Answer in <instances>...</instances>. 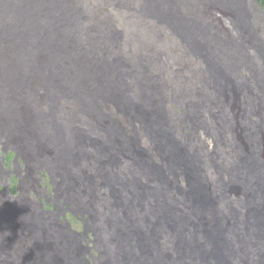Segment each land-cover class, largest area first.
Listing matches in <instances>:
<instances>
[{"label":"bare ground","instance_id":"1","mask_svg":"<svg viewBox=\"0 0 264 264\" xmlns=\"http://www.w3.org/2000/svg\"><path fill=\"white\" fill-rule=\"evenodd\" d=\"M110 1L0 0V264H264V8Z\"/></svg>","mask_w":264,"mask_h":264},{"label":"rangeland","instance_id":"2","mask_svg":"<svg viewBox=\"0 0 264 264\" xmlns=\"http://www.w3.org/2000/svg\"><path fill=\"white\" fill-rule=\"evenodd\" d=\"M97 1H99V0H96V2ZM125 1V0H124ZM123 0H111L110 2H108V6H106V9H107V14H109V13H114L113 12V10H109V6H112V7H115L116 6V8H118V6H120L121 4H123V2H124ZM113 2V3H112ZM117 3V4H116ZM114 5V6H113ZM113 15V14H112ZM117 28H119L120 30H122V31H124V28L123 27H121V26H119V25H117ZM172 54H178V55H180V56H182L183 57V59L184 60H186L187 62L189 61V58H190V55H189V53H187V51H183V50H174V51H172L171 52ZM190 63V62H189ZM152 77L155 79L156 78V74H153L152 75ZM167 85V84H166ZM161 86H163V84H161ZM174 92V88H173V86H171V85H167V90H166V92L165 91H163V92H161L160 93V96H157V98L155 99V102H154V104L156 105L157 104V102H158V99L160 98V97H163V95L164 94H171V93H173ZM182 112L180 111V114H181ZM184 124H186V123H184ZM188 130L186 129V132H187ZM263 136H264V134H263ZM11 168V167H10ZM51 170L53 171V173L55 174V177H56V180H57V184H56V187L58 186V190H59V192L61 193V194H64L65 196H68L71 192H72V190H73V180H69L67 177H66V174L64 173V171H63V169H62V166H61V164H60V162H57V161H55V162H52V164H51ZM37 177H38V179L39 180H41V186L43 187H46L47 186V184H46V181H48V183H49V180L47 179L46 180V178L45 177H40L39 175H37ZM44 184V185H43ZM50 184V183H49ZM48 188H49V186H48ZM50 189V188H49ZM24 198L23 199H18V200H16V201H14V204H15V206L16 207H23L25 204L23 203V202H27V203H31V204H33V207H34V210H37V211H39V209L40 210H43L42 208H41V206H39V205H35L34 204V202L32 201V199L30 198V196H29V194H28V192L27 193H25V195L23 196ZM33 203H32V202ZM60 201H63V203H64V198H62V199H60ZM60 201H57V202H60ZM61 207H59V209H60ZM14 210H16V208H14ZM44 211V210H43ZM57 212V211H56ZM86 216V215H85ZM67 218H68V220L70 221V223L72 224V227L75 229V230H77V231H81L82 230V228H83V223H82V221H81V216L79 217H76V216H73V215H71V214H68L67 215ZM91 238H93L92 237V235H91ZM83 244H85L84 242H83ZM86 245V244H85ZM95 254L96 255H98V253L97 252H95ZM89 260H90V262H91V264H96L91 258H89ZM97 264H99V263H97Z\"/></svg>","mask_w":264,"mask_h":264},{"label":"trees","instance_id":"3","mask_svg":"<svg viewBox=\"0 0 264 264\" xmlns=\"http://www.w3.org/2000/svg\"><path fill=\"white\" fill-rule=\"evenodd\" d=\"M258 1H259V4L264 8V0H258ZM13 158H14L13 152H10L9 154L6 155V161H7L8 167L11 166L10 164L12 163ZM44 177L46 178V180L47 179L49 180V177L45 172H44ZM10 181H11V188L13 191H15L17 189V182H18L16 177L13 176L12 178H10ZM46 184L49 186V188L51 187L48 181H46Z\"/></svg>","mask_w":264,"mask_h":264}]
</instances>
